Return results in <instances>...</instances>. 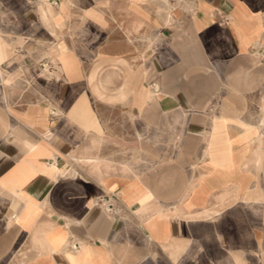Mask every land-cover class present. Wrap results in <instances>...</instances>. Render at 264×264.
Segmentation results:
<instances>
[{"label": "crops", "instance_id": "obj_1", "mask_svg": "<svg viewBox=\"0 0 264 264\" xmlns=\"http://www.w3.org/2000/svg\"><path fill=\"white\" fill-rule=\"evenodd\" d=\"M0 264H264V0H0Z\"/></svg>", "mask_w": 264, "mask_h": 264}]
</instances>
